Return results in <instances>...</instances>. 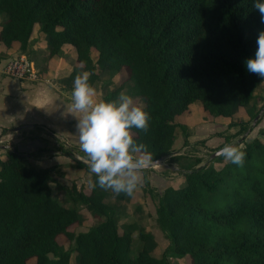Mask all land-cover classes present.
<instances>
[{
  "label": "trees",
  "instance_id": "obj_1",
  "mask_svg": "<svg viewBox=\"0 0 264 264\" xmlns=\"http://www.w3.org/2000/svg\"><path fill=\"white\" fill-rule=\"evenodd\" d=\"M255 2L0 0V43L6 48L16 42L25 50L35 23L44 35L46 56L69 43L74 61L60 78L66 86L88 71L94 87L104 72L124 68L126 79L111 88L105 82L101 100L117 99L121 92L140 100L151 119L147 131L131 132L154 160L170 153L178 132L186 136V125L175 116L192 103L209 120L229 118L228 126L238 122L243 131L248 126L236 118L234 107H245L251 117L262 107L256 108L253 90L264 78L245 64L264 30ZM261 132L234 143L246 153L243 166L227 161L187 166L181 184L156 192V226L167 248L186 255L188 264H264ZM23 159L13 146L0 156V264H68L70 250L58 242L59 234L71 242L77 264H169L164 253L148 252L150 231L134 220L119 224L115 200L126 194L106 200L111 189L93 187L97 177L91 172L87 191L74 183L59 185L61 200L50 187L51 168L57 165L37 167ZM74 164L85 166L77 159ZM79 206L98 220L73 232L68 226L80 220ZM133 233L140 242L135 253L130 252Z\"/></svg>",
  "mask_w": 264,
  "mask_h": 264
},
{
  "label": "crops",
  "instance_id": "obj_2",
  "mask_svg": "<svg viewBox=\"0 0 264 264\" xmlns=\"http://www.w3.org/2000/svg\"><path fill=\"white\" fill-rule=\"evenodd\" d=\"M38 33L42 34L39 29ZM31 34L26 49L23 51L17 48L16 42L11 43L6 48L0 43V142L6 140L5 143H0V149H3L5 152L13 146L23 154L24 159H32L37 167H49L52 164H56V168H51L57 173V178L54 182L61 186H69V184L65 185L66 179L68 180L67 176H72L74 178L72 182L79 188L81 184L78 183V178H84V173L91 174V171L86 162L88 158L80 148L77 129L78 119L73 114L66 112L67 105L72 103L73 88H61L58 81V79L69 72L70 64L59 67L58 60L47 57L46 53H44V60L41 62L40 60L38 61L37 56L29 57V54L35 55L30 40ZM43 40L45 39L43 38ZM70 52L73 54L74 59L72 47L70 48ZM15 53H25L33 61L35 67L38 68V74L41 76V79H17L3 74L1 68L4 62L10 55ZM56 55L53 54L51 56ZM93 88L96 89V86ZM195 105H198V103H192L189 107L190 110L192 106L197 107L199 111V119L197 121H199L202 116L201 108L199 105ZM62 113L65 114L62 115ZM197 121L194 122L195 125L198 123ZM186 129L188 130L187 125ZM189 137L190 134H186L185 138L187 140H189ZM45 142L46 145H44ZM55 142L68 145L70 148L67 151L70 154H64L60 150L47 152L46 146L56 145ZM174 143L175 139L170 153L164 157L174 156L180 151L175 148ZM70 149H76V152ZM74 159L82 161L85 166H76ZM165 159L162 157L158 165L163 166L164 170H168L169 173H160L157 167L154 166L156 164L151 165L142 172V177L147 179V186L151 189L152 187H156L153 190L157 192L166 185H179L171 180L173 175L179 173L177 170H180V166L175 163V159L177 158H172L169 162H164ZM59 178H62L63 182L59 181ZM180 179H183V177L180 176ZM143 186L142 181V184L137 189H141ZM88 188L83 187L82 189L87 191Z\"/></svg>",
  "mask_w": 264,
  "mask_h": 264
},
{
  "label": "rangeland",
  "instance_id": "obj_3",
  "mask_svg": "<svg viewBox=\"0 0 264 264\" xmlns=\"http://www.w3.org/2000/svg\"><path fill=\"white\" fill-rule=\"evenodd\" d=\"M38 23L34 24L33 31L30 37L35 55L29 54L28 56L32 58V56H37L38 61H43L44 56L46 53L45 49V40H43L44 35L38 33ZM70 44L64 43L62 46V50L57 54L56 56H47L52 57V59L58 60L59 67H62L63 65L70 64L74 61L73 54L70 52ZM91 55L94 58L95 57V51H91ZM39 63V62H38ZM37 63V65H38ZM35 66V64H34ZM38 69V68H37ZM70 70V69H69ZM51 73V71H49ZM45 74V73H44ZM46 74H48L46 72ZM126 70L124 68L120 69L119 71L113 73V74H107L104 72L101 75V78L96 83V89H97V100L101 101V93L103 92V87L106 82V85L108 88L114 87L118 85L120 82L126 79ZM59 86L61 88H73V86H66V84L62 83L60 79ZM57 81V82H58ZM107 86L105 88H107ZM107 88V90H108ZM254 103L256 108L259 107L262 104V107L256 113L253 117H251L245 110V107L243 106H236L234 107V115L236 118H238L242 123L246 124L248 127L243 131L240 127L241 125H238V122L236 124H233L231 126L227 125V122L229 118H215L209 120L206 115H204L201 111V120L197 121L199 119L198 115V109L197 107L192 106L190 112L184 111L181 114H177L175 116V120L178 122H186L185 124L188 127V130L186 129V133L190 134L189 140H187L185 137L183 138L182 134L178 132L176 138H175V148L179 149L177 154L174 156H168L163 157L165 159L164 162H169L172 160V158L175 159V163H177L180 166V170L176 175H173L171 180L175 184H181L183 182V179H180V176H182L183 170H185L184 167L192 166V165H200L205 164L206 166H220L225 160L224 158H219L216 154L215 156H210L213 151H215L217 148L224 146L228 143H239L241 145L242 141L249 140L256 135L261 136L262 132L261 130L264 129V80L260 85H258L254 90ZM100 95V97H99ZM133 102L135 104H140V100H138L136 97H132ZM198 106V105H195ZM197 121L196 125L194 122ZM194 124V125H193ZM5 141H1L0 143H5ZM56 143V142H55ZM58 146L51 145L46 146V149H48L47 152H50L51 150H55V147L57 150L64 149L69 150V146L65 144H59L56 143ZM46 145V142L44 143ZM181 146H183L181 148ZM71 150V149H70ZM76 150V149H75ZM75 150H71L73 152H76ZM5 152L3 149H0V155L2 156ZM24 163L35 165V162H33L32 159H23ZM75 160V159H74ZM255 160L252 159L251 163L254 164ZM157 167L160 173L167 172L168 170H164L163 166H160L158 164L154 165ZM163 167V168H162ZM52 170V174L55 176V179L57 178V173H55L54 169ZM164 170V171H163ZM236 171V170H235ZM238 171V170H237ZM84 178H78V183L81 184L83 187H89L90 184V174L84 173ZM68 180L66 179L65 185H70L72 180L74 179L72 176H67ZM59 181L63 182L62 178H59ZM65 181V180H64ZM144 186L141 189H136L132 195H127L126 198L115 200L116 206H117V212H118V222L126 223L130 220H134V222L137 225H142L145 230H148L152 233V240L148 242V252L159 256L161 253H164L166 256L167 261L169 264H188V258L186 255L178 256L176 255L171 249L167 248V239L165 238L164 234L161 232L159 228H157L155 220H154V206H155V200H156V192L153 189H156V187H152L150 191H146L147 184L143 183ZM51 192L54 196L61 198L63 197V191L60 190L58 187L59 185L56 184V182L51 181L50 182ZM147 192V194H145ZM114 192L110 190V194L107 195L106 200L113 201ZM219 200L218 203H221V192L219 193ZM78 213L80 214V220L77 222H74L68 226V229H70L73 232H77L80 230H85L90 224L96 222L98 220L97 217H93L84 207L79 206L78 207ZM57 240L59 243L63 245V247L68 248L70 250V257H69V263L68 264H77L76 262V253H74V250L71 249V242L68 241L63 235L59 234L57 236ZM139 239L136 233H133L131 235V244H130V252L135 253L136 248L139 246Z\"/></svg>",
  "mask_w": 264,
  "mask_h": 264
},
{
  "label": "clouds",
  "instance_id": "obj_4",
  "mask_svg": "<svg viewBox=\"0 0 264 264\" xmlns=\"http://www.w3.org/2000/svg\"><path fill=\"white\" fill-rule=\"evenodd\" d=\"M253 7L264 23V0H257ZM245 64L248 72L264 78V30L259 32L254 57H249ZM91 75L84 71L75 77L72 103L67 105L66 112L78 119L80 148L97 177L93 187L98 184L117 195L130 196L142 184V172L153 163L151 155L143 151L145 146L136 143L131 130L147 131L151 117L143 105L135 104L124 92L117 99L97 101L96 89L89 83ZM217 155L243 166L246 153L242 147L228 143Z\"/></svg>",
  "mask_w": 264,
  "mask_h": 264
},
{
  "label": "built area",
  "instance_id": "obj_5",
  "mask_svg": "<svg viewBox=\"0 0 264 264\" xmlns=\"http://www.w3.org/2000/svg\"><path fill=\"white\" fill-rule=\"evenodd\" d=\"M1 72L17 79H41V76L38 74V69L25 53L10 55L4 62Z\"/></svg>",
  "mask_w": 264,
  "mask_h": 264
},
{
  "label": "water",
  "instance_id": "obj_6",
  "mask_svg": "<svg viewBox=\"0 0 264 264\" xmlns=\"http://www.w3.org/2000/svg\"><path fill=\"white\" fill-rule=\"evenodd\" d=\"M16 128H19V127H16ZM222 147L217 148L215 151L212 152V154L210 156H215L217 154V152L219 151V149L222 148ZM160 162H161V158H156V159L153 160L152 165L158 164Z\"/></svg>",
  "mask_w": 264,
  "mask_h": 264
}]
</instances>
